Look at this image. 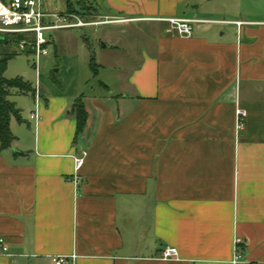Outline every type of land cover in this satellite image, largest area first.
<instances>
[{
  "label": "crops",
  "instance_id": "crops-1",
  "mask_svg": "<svg viewBox=\"0 0 264 264\" xmlns=\"http://www.w3.org/2000/svg\"><path fill=\"white\" fill-rule=\"evenodd\" d=\"M48 1L45 23L71 15L69 0ZM242 2L230 18L189 0L86 2L99 26L114 27L102 68L132 49L138 60L117 71L119 93L101 83L105 95H83L79 139L69 111L80 96L43 90L33 129L11 121L17 139L0 153L9 247L0 264H234L236 251L237 264H264V0L255 13ZM173 18L214 23L181 37L164 21ZM141 23L153 26L143 41ZM238 109L247 112L241 131ZM168 248L178 260L162 259Z\"/></svg>",
  "mask_w": 264,
  "mask_h": 264
},
{
  "label": "rangeland",
  "instance_id": "rangeland-1",
  "mask_svg": "<svg viewBox=\"0 0 264 264\" xmlns=\"http://www.w3.org/2000/svg\"><path fill=\"white\" fill-rule=\"evenodd\" d=\"M68 0H56L60 4H66ZM89 0H80L78 2L81 10H86V2ZM190 3L200 4L203 7L204 14L217 13L219 11H226V18L233 17L239 13L238 5L241 3L244 6L249 4L248 11L251 13L257 12L261 6L262 0H189ZM246 2V3H245ZM52 3L49 0L47 4ZM248 7V6H247ZM237 8V9H236ZM245 8V7H244ZM243 10V9H242ZM241 10V11H242ZM85 16H77L81 20L95 21L97 18L93 17V12L89 8L83 12ZM63 15V14H62ZM135 28H142L140 33L141 39H149V29L152 28V23L135 24ZM116 27V26H115ZM114 28L113 26H95L86 28H75L64 31H55L47 33L50 38V44L48 45L49 55L41 59L39 76L35 69L34 56L30 51L20 52L19 48L15 46H4L0 44V54L4 50L16 51L17 57L12 59L6 68L5 78L15 79L18 77L25 78L26 81L35 86L37 76L39 77L41 90H46L48 94L53 95H74V96H86L88 98L94 96L105 95L106 91L100 86L104 83L111 87L113 91L118 92V77L121 76L117 73L118 70H126L127 64L123 61L132 63V60L137 62V51L132 49L129 54L125 51V55L116 56L111 59L114 64L107 68H102L101 53L105 51L106 46L103 40L104 33H108L107 30ZM127 29V28H126ZM129 31L126 30V32ZM139 32V31H138ZM51 34V37H50ZM0 37H2L0 35ZM147 41V40H146ZM149 41V40H148ZM131 41H125L128 43ZM88 43L94 45V51H90ZM143 46V42H138ZM138 45V44H137ZM92 57L97 65V72L94 71L92 64ZM102 61L105 65L108 64L106 57ZM104 64V63H102ZM132 65V64H131ZM119 66V67H118ZM10 101L16 103L17 107L21 110L22 117L25 120L26 126L34 128V122L30 120V113L35 109V97L33 93L23 94L16 91L12 92ZM41 102V101H40Z\"/></svg>",
  "mask_w": 264,
  "mask_h": 264
},
{
  "label": "built area",
  "instance_id": "built-area-1",
  "mask_svg": "<svg viewBox=\"0 0 264 264\" xmlns=\"http://www.w3.org/2000/svg\"><path fill=\"white\" fill-rule=\"evenodd\" d=\"M42 0H0V35H25L27 40L20 42L19 51H30L34 56L35 69L39 76L41 59L49 55L48 45L49 40L47 37L48 32H53L62 29L86 28L91 26H99L101 22H86L81 20L75 15L66 16H53L56 19L55 23L47 24L45 19L51 17L43 12ZM73 21H69V20ZM170 23L181 37H192L196 26L204 24H212L213 21L203 20L197 18H173L164 20ZM238 26H242L238 23ZM33 87V95L35 97L36 109L31 114V120L38 122L39 120V103L41 100V85L39 77ZM247 112L243 109L237 110V130L241 131L245 128ZM86 153L83 152L81 157L75 158V176L74 181L76 184L80 183L78 175L79 170L84 164ZM241 240H237L236 244L239 245ZM9 247L4 239H0V255H8ZM70 258L62 256H52L50 260L52 264H67ZM163 260H178V251L175 248H168L163 252ZM240 256L236 251L234 256V264H237Z\"/></svg>",
  "mask_w": 264,
  "mask_h": 264
},
{
  "label": "trees",
  "instance_id": "trees-1",
  "mask_svg": "<svg viewBox=\"0 0 264 264\" xmlns=\"http://www.w3.org/2000/svg\"><path fill=\"white\" fill-rule=\"evenodd\" d=\"M80 0L68 1L67 14L76 16H85L83 12L89 11V8L81 10L78 2ZM86 22H97L86 20ZM28 37L25 35H12V36H2L0 37V44L4 46H15L19 48L20 42L27 40ZM18 53L16 51L4 50L0 54V153L12 148L16 141V137L11 131V121L15 119L18 123L23 124L25 120L22 117L21 110L17 107L16 103L10 101L12 92L16 91L18 93L28 94L33 93L34 89L31 83L25 80L23 77H18L15 79H6L5 71L8 63L17 57ZM94 71L97 72V65L92 57V64ZM70 115L74 116L77 124L76 139H79L87 126L88 122V112L84 104V97H78L70 108ZM16 155H25V153L17 152Z\"/></svg>",
  "mask_w": 264,
  "mask_h": 264
},
{
  "label": "water",
  "instance_id": "water-1",
  "mask_svg": "<svg viewBox=\"0 0 264 264\" xmlns=\"http://www.w3.org/2000/svg\"><path fill=\"white\" fill-rule=\"evenodd\" d=\"M105 47V46H104Z\"/></svg>",
  "mask_w": 264,
  "mask_h": 264
}]
</instances>
